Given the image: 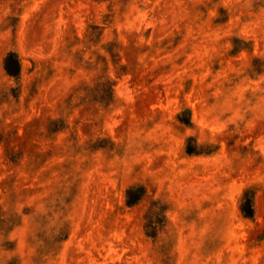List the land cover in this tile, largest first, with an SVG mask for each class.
Listing matches in <instances>:
<instances>
[{
	"label": "rangeland",
	"instance_id": "rangeland-1",
	"mask_svg": "<svg viewBox=\"0 0 264 264\" xmlns=\"http://www.w3.org/2000/svg\"><path fill=\"white\" fill-rule=\"evenodd\" d=\"M0 264H264V0H0Z\"/></svg>",
	"mask_w": 264,
	"mask_h": 264
}]
</instances>
